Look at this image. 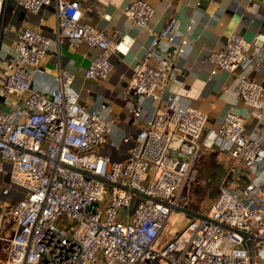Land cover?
<instances>
[{
	"label": "built area",
	"instance_id": "built-area-1",
	"mask_svg": "<svg viewBox=\"0 0 264 264\" xmlns=\"http://www.w3.org/2000/svg\"><path fill=\"white\" fill-rule=\"evenodd\" d=\"M15 2L34 15L53 7L57 27L54 37L25 27L2 51L6 0H0V174L8 173L11 183L0 193H22L6 211L0 201L4 264H264V87L249 75L260 70L259 47L232 32L206 56L210 75L235 77V97L255 119V133L245 131L246 116L231 111L215 128L206 126L203 111L173 103L146 115L144 101L160 102L181 71L170 50L175 46L180 56L184 34L170 16L150 32L132 67L129 112L143 125L134 136L121 137L128 144L125 157L112 159L98 151L115 145L109 121L81 102L70 72L59 69L50 87L32 83L40 63L64 40L95 50L84 79L107 80L123 41L119 31L88 23L81 0ZM153 11L147 0L124 7L142 29ZM212 148L232 160L219 190L206 210L172 230L178 221L173 215L186 217L183 190L191 168Z\"/></svg>",
	"mask_w": 264,
	"mask_h": 264
},
{
	"label": "crops",
	"instance_id": "crops-1",
	"mask_svg": "<svg viewBox=\"0 0 264 264\" xmlns=\"http://www.w3.org/2000/svg\"><path fill=\"white\" fill-rule=\"evenodd\" d=\"M130 1L81 0L84 18L88 23L107 33L118 30L123 39L117 54L112 58L113 69L107 80L84 79L83 71L95 50L88 48L84 42L70 43L64 40L54 46L40 63L32 85L38 89L50 87L53 85V75L59 69L70 72L74 76L73 85L80 93L81 102L103 115L111 126L108 138L115 145L101 146L98 151L112 159H122L127 153L128 144L123 143L121 137L134 136L143 125V121L136 120L129 112L132 98L127 94L126 87L132 67L148 46L150 32L164 26L169 17L174 15L180 21L179 31L184 34L185 44L182 45L180 56L174 54L175 46L170 53L181 71L175 73L160 102L150 99L144 101L146 115L154 106L173 103L203 111L207 115L206 126L215 128L223 115L231 111L246 116L245 131L255 133V119L247 116V108L235 97V77L225 71L210 75L212 64L206 60V56L219 47L228 34H239L260 49V70L250 71L249 75L264 87V0H147L154 11L144 29L134 25L124 14V7ZM187 25H190L188 30ZM25 27L38 29L54 37L57 27L55 9L48 6L34 15L19 7L15 0H6L2 20V51L11 45L15 33ZM179 41V38L176 39V45ZM157 51L163 56L162 51ZM167 59L169 61V57L164 60ZM152 63L157 64L155 60ZM217 160L226 171L232 162L223 153L218 154ZM5 176V173L0 174V189L6 184ZM15 193L21 194L12 190L6 198L0 193V201L5 204L3 211L7 210L5 207L11 202L19 199L14 197Z\"/></svg>",
	"mask_w": 264,
	"mask_h": 264
},
{
	"label": "rangeland",
	"instance_id": "rangeland-1",
	"mask_svg": "<svg viewBox=\"0 0 264 264\" xmlns=\"http://www.w3.org/2000/svg\"><path fill=\"white\" fill-rule=\"evenodd\" d=\"M2 99L3 97H0V101ZM218 154L219 152L215 148L207 149L195 161L190 171L189 180L183 190V196L187 200L185 208L186 217L179 219V217H176L177 215H173L171 220L173 221L175 218H178V221L169 227L172 230H179L197 212L206 210L213 197L217 194L226 173L225 167L221 166L217 160ZM5 183H9L8 173L5 176ZM14 197L20 199L22 193H15ZM10 228V224L6 223L5 233L7 234V239L12 235ZM166 236H168L167 233ZM6 245L7 242H0V264H4L7 256L5 251Z\"/></svg>",
	"mask_w": 264,
	"mask_h": 264
},
{
	"label": "bare ground",
	"instance_id": "bare-ground-1",
	"mask_svg": "<svg viewBox=\"0 0 264 264\" xmlns=\"http://www.w3.org/2000/svg\"><path fill=\"white\" fill-rule=\"evenodd\" d=\"M181 216H182V215H181V214H179V216H178V217H179V219H182V217H181Z\"/></svg>",
	"mask_w": 264,
	"mask_h": 264
}]
</instances>
